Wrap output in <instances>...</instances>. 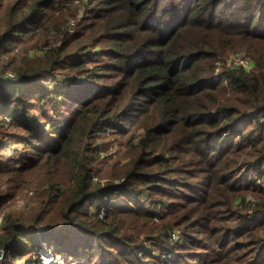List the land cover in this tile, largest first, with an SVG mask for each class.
I'll use <instances>...</instances> for the list:
<instances>
[{"label":"trees","instance_id":"obj_1","mask_svg":"<svg viewBox=\"0 0 264 264\" xmlns=\"http://www.w3.org/2000/svg\"><path fill=\"white\" fill-rule=\"evenodd\" d=\"M76 1L0 0V250L264 264V0ZM232 52L252 68L213 77ZM22 192L30 216L2 211ZM138 193L149 208L88 207Z\"/></svg>","mask_w":264,"mask_h":264},{"label":"rangeland","instance_id":"obj_2","mask_svg":"<svg viewBox=\"0 0 264 264\" xmlns=\"http://www.w3.org/2000/svg\"><path fill=\"white\" fill-rule=\"evenodd\" d=\"M81 1V2H80ZM85 1V2H84ZM78 2L80 3H86L87 0H79ZM77 1L74 2V4H79ZM53 40V39H51ZM97 50V49H96ZM20 51H23V52H27L26 50L24 49H19L17 48V50H15V52H20ZM29 53V57H34V56H38L39 54H37L36 51L32 50L31 48L29 49L28 51ZM38 53H40L38 51ZM95 54L93 57L95 59H97V56H96V51L93 50L92 51V54ZM233 56V57H241L243 59H249V61L252 63V60L251 58L249 57H246L242 52H232V55H229V56H226L222 59H220V61H217L215 62V69H214V72H213V77H216V75H218L221 71H223L224 69L227 68V61L229 60V58ZM58 78H62V76L60 75ZM43 83L49 87V90L50 91H53V92H56V90L58 89V87H60V84L58 82H55V79H53V82L51 81L50 78H46L44 79ZM70 106H72V104H68L67 106H65V110L67 108H69ZM50 108V107H49ZM49 125V124H48ZM111 147L110 148V151L113 152L116 150L115 146H112L111 144ZM30 180V179H29ZM257 181L259 183V185H261L263 188H264V175L262 177H259L257 178ZM5 193V190L0 194V195H3ZM28 196H31L30 193H24L23 192L21 194H19L16 199L14 201H11L7 204V206H4L2 207V211L3 209L5 210H10V211H19V212H22L23 215L25 216H30L31 213H32V208H30L33 204H29V207L27 208V206H25L27 204V202H29L27 199H28ZM257 203V201H256ZM128 205V206H131V205H141L142 207H146V208H149V202L146 198V194L145 193H138L136 195V197H132L131 198V201L129 200H125L123 198H120L119 195H112V196H107V197H98V198H95L93 200H91L88 204V207H89V210L91 211H95V212H103L104 210L108 209V210H112L114 207L116 206H119V205ZM37 205V203H35L33 205V207H35ZM249 205V203L247 204ZM249 209H252L254 206H247ZM98 212V213H99ZM98 213H97V217L101 216V214L98 216ZM248 213H251V212H248ZM179 232V231H178ZM178 236H180V232L178 233ZM35 235V234H34ZM73 239H81V234L78 233V232H74L73 235H71ZM36 240L38 239L39 241V245H40V248H35L32 252V254L28 257V258H25V259H17V258H13L12 257V254L10 253V251L6 254H4V259L3 261L0 263V264H44V260H43V257H44V254L46 252H49L50 254L54 255V256H61V257H64V264H74L75 262H77L78 264H84L86 262V260L88 259L89 256H92V259L95 258L96 261H99L100 260V257L98 253V249L92 251V255L90 253H88V257H79V258H67L65 255H62V254H58L57 253V248H55L54 246H50L49 244H47L46 242H43L44 239L41 238V236L37 235V237H35ZM43 241H42V240ZM137 241H139L137 239ZM68 243H71V242H68ZM145 244V243H144ZM143 246L140 247V251H139V254L142 255L145 251L147 252H150L152 249L151 247L148 245V244H145ZM99 245V243L97 241H94V246H92V249H95L97 248ZM71 246V245H69ZM183 246V241L180 239V237H178L176 240L172 242H168L165 246V249L164 251L162 252L163 254V257L166 258H162V262H164L165 260L166 261H173L175 260L177 254L180 252V248H182ZM174 247L173 249L174 250H171V248ZM59 248V247H58ZM179 250V252H177V250ZM174 252V254H171V252ZM152 252V256H156V252ZM45 260H49L48 258H45ZM75 261V262H74ZM46 262H50V261H46Z\"/></svg>","mask_w":264,"mask_h":264},{"label":"built area","instance_id":"obj_3","mask_svg":"<svg viewBox=\"0 0 264 264\" xmlns=\"http://www.w3.org/2000/svg\"><path fill=\"white\" fill-rule=\"evenodd\" d=\"M74 26H75V21L72 20L71 23H70V26H69V31L70 32H73ZM228 62H229V65L232 68H243V69H246V70H250L252 68V64L249 61V59H243L241 57H233V56H231L229 58ZM99 213H98V216L100 214H101V216H99L98 218H103L105 216V210L103 212H101L100 214ZM178 237H179L178 234L175 232L172 235V238H171L170 242L173 243V241L176 240ZM6 252L8 253L9 251H7L6 249H1L0 250V263L3 261L4 254H6ZM45 258H48L50 260V262H46ZM64 259H65L64 257L54 256V255L50 254L49 252H46L44 254V257H43L44 264H64ZM74 264H77V262H75Z\"/></svg>","mask_w":264,"mask_h":264},{"label":"bare ground","instance_id":"obj_4","mask_svg":"<svg viewBox=\"0 0 264 264\" xmlns=\"http://www.w3.org/2000/svg\"><path fill=\"white\" fill-rule=\"evenodd\" d=\"M46 261H50V260H46Z\"/></svg>","mask_w":264,"mask_h":264}]
</instances>
